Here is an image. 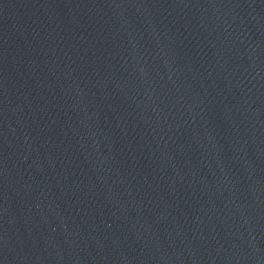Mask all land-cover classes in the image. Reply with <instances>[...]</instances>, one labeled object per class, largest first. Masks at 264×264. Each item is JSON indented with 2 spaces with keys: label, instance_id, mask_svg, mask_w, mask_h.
Returning a JSON list of instances; mask_svg holds the SVG:
<instances>
[{
  "label": "water",
  "instance_id": "1",
  "mask_svg": "<svg viewBox=\"0 0 264 264\" xmlns=\"http://www.w3.org/2000/svg\"><path fill=\"white\" fill-rule=\"evenodd\" d=\"M0 264H264V0H0Z\"/></svg>",
  "mask_w": 264,
  "mask_h": 264
}]
</instances>
